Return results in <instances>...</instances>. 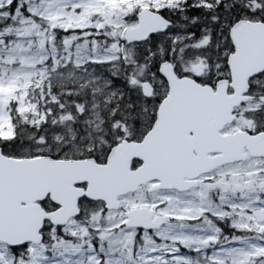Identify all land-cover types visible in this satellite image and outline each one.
<instances>
[{"label":"snow or ice","instance_id":"1","mask_svg":"<svg viewBox=\"0 0 264 264\" xmlns=\"http://www.w3.org/2000/svg\"><path fill=\"white\" fill-rule=\"evenodd\" d=\"M0 264H264V0H0Z\"/></svg>","mask_w":264,"mask_h":264}]
</instances>
